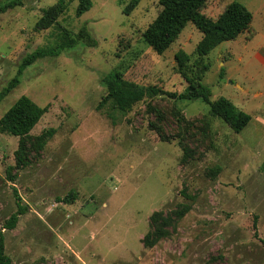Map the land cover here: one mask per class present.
<instances>
[{
    "label": "rangeland",
    "instance_id": "rangeland-1",
    "mask_svg": "<svg viewBox=\"0 0 264 264\" xmlns=\"http://www.w3.org/2000/svg\"><path fill=\"white\" fill-rule=\"evenodd\" d=\"M20 1L0 13V92L28 53L55 44L61 26L73 32L86 26L98 43L79 42L59 57L38 60L0 102L1 118L27 96L48 108L31 134L55 129L42 153L12 172L15 183L6 168L16 163L19 138L0 133V231L12 264H264V0H208L204 10L216 18L238 1L253 15V35L223 42L203 60L209 70L202 83L211 100L224 97L251 116L240 133L210 116L202 100L158 96L127 115L109 104L98 109L107 94L103 77L115 70L141 86L177 93L187 87L175 56L189 55L192 75L202 33L187 24L159 55L142 37L161 10L158 0H141L130 15L123 12L130 0H93L81 17L78 0H67L58 23L42 31L35 27L42 10L59 0ZM148 104L164 112L168 140L149 125L156 117ZM177 110L194 123L186 133L193 149L187 162L178 137L185 125L173 118ZM204 117L209 125L202 129ZM14 189L27 211L9 231L4 224L17 211ZM71 191L77 199L64 203ZM185 202L192 209L176 231L145 248L152 213Z\"/></svg>",
    "mask_w": 264,
    "mask_h": 264
},
{
    "label": "trees",
    "instance_id": "trees-1",
    "mask_svg": "<svg viewBox=\"0 0 264 264\" xmlns=\"http://www.w3.org/2000/svg\"><path fill=\"white\" fill-rule=\"evenodd\" d=\"M140 2L141 0H130L123 10L124 14L130 15ZM158 2L161 10L143 32L142 37L145 44L149 45L159 55L167 51L178 40L187 24H193L202 33V38L196 46L199 60L194 63L196 70L192 72V75L188 74L189 55L184 51H179L175 56L178 72L186 81L187 87L183 92L177 93L167 92L156 86H141L126 80L121 71L115 70L103 77L107 94L98 105V109L101 110L109 104L112 111L127 115L136 104L158 96H166L173 100H202L209 105L210 116L222 119L235 133L242 132L249 125L251 116L238 109L224 97L211 100L210 88L202 83L205 73L209 70V65L205 64L203 60L223 42L236 40L240 35L249 31H252L253 35L254 31L251 28L252 13L238 1H233L225 6L216 18L208 17L204 13L208 0H158ZM68 3L67 0H59L49 8L43 9L42 16L36 23V30H47L58 23L60 16L67 9ZM21 5L20 0H8L0 5V13ZM92 6L93 0H78L76 17H81ZM58 31L54 45L48 48H38L22 59L15 77L1 90L0 102L20 85L24 71L38 60L46 57H59L79 42L90 47H94L98 43L86 26L81 27L77 32L61 26ZM47 111V107H40L29 97L21 96L0 118V133L19 138L18 148L15 151L16 163L14 166L6 168V176L11 183H15L17 178L12 172L29 166L55 135L53 128L44 130L38 135L31 134ZM147 111L156 117V122L152 121L149 125L162 140H168L169 136L162 124L166 120L164 112L152 104L147 105ZM173 118H176L179 127L182 124L185 125L183 129L178 131V137L183 150L182 161L187 162L193 158V149L187 143L186 133L188 128L194 127V123L187 120L178 110L174 112ZM202 121L204 123L202 129H204L209 124L206 117ZM261 168L264 171V163ZM219 171L220 168L216 167L212 171V176L217 175ZM14 196L17 202V211L4 224V229L9 231L17 227L20 217L27 211L16 189H14ZM185 197L187 200H191L190 197ZM76 199L77 192L71 191L62 201L70 204ZM191 209L192 205L185 202L168 213L164 211L153 212L149 217V230L142 238L143 246L153 248L160 241L169 238L176 231L178 223ZM0 264H12L11 259L5 253V234L2 231H0Z\"/></svg>",
    "mask_w": 264,
    "mask_h": 264
},
{
    "label": "crops",
    "instance_id": "crops-1",
    "mask_svg": "<svg viewBox=\"0 0 264 264\" xmlns=\"http://www.w3.org/2000/svg\"><path fill=\"white\" fill-rule=\"evenodd\" d=\"M256 57L260 60H263V58L259 54H257Z\"/></svg>",
    "mask_w": 264,
    "mask_h": 264
}]
</instances>
